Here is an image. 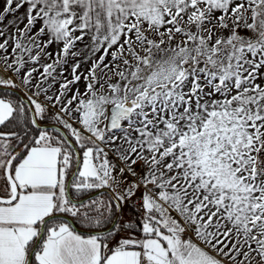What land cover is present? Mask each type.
<instances>
[{
	"label": "snow or ice",
	"instance_id": "6c2138e0",
	"mask_svg": "<svg viewBox=\"0 0 264 264\" xmlns=\"http://www.w3.org/2000/svg\"><path fill=\"white\" fill-rule=\"evenodd\" d=\"M0 264H264V0H3Z\"/></svg>",
	"mask_w": 264,
	"mask_h": 264
},
{
	"label": "rangeland",
	"instance_id": "374dc122",
	"mask_svg": "<svg viewBox=\"0 0 264 264\" xmlns=\"http://www.w3.org/2000/svg\"><path fill=\"white\" fill-rule=\"evenodd\" d=\"M3 7V0H0V8Z\"/></svg>",
	"mask_w": 264,
	"mask_h": 264
},
{
	"label": "trees",
	"instance_id": "16d2710c",
	"mask_svg": "<svg viewBox=\"0 0 264 264\" xmlns=\"http://www.w3.org/2000/svg\"><path fill=\"white\" fill-rule=\"evenodd\" d=\"M128 218V214L125 215L124 219H127Z\"/></svg>",
	"mask_w": 264,
	"mask_h": 264
}]
</instances>
